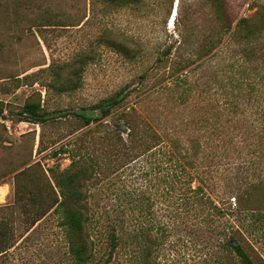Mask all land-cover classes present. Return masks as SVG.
Here are the masks:
<instances>
[{
    "label": "rangeland",
    "instance_id": "1",
    "mask_svg": "<svg viewBox=\"0 0 264 264\" xmlns=\"http://www.w3.org/2000/svg\"><path fill=\"white\" fill-rule=\"evenodd\" d=\"M147 1L143 9L106 15L102 3L93 0H0V226L9 230V242L17 240L38 210L36 195L42 204L49 201L42 170L53 180L49 169L57 174L68 168L73 152L80 158L85 152L83 145L95 156L114 150L110 128L130 106L163 136L183 143L199 137L197 162L207 192L228 213L253 261L264 264V33L247 44L256 59L243 63L247 80L241 95L233 97L232 111L228 90L214 89L220 80L227 82L222 69L237 48L231 41L216 44L221 22L215 3ZM226 1L246 17L264 3L245 0L240 7L241 0ZM111 32L116 40L141 47L135 60L101 42ZM252 62L259 73H252ZM251 86L259 92L249 94ZM115 93L124 100L104 120L106 127L94 128L99 121L93 122L87 133L90 127H81L78 114L98 117L93 104ZM26 102L40 103V122L20 120ZM102 138L107 147L96 143ZM62 144L67 150L52 155ZM23 168L15 201L14 175ZM104 204L110 205L101 197ZM57 229L55 215L48 213L7 264H27L35 254L43 264L59 258L70 264L52 247L62 245ZM99 242L108 250L104 240Z\"/></svg>",
    "mask_w": 264,
    "mask_h": 264
},
{
    "label": "trees",
    "instance_id": "2",
    "mask_svg": "<svg viewBox=\"0 0 264 264\" xmlns=\"http://www.w3.org/2000/svg\"><path fill=\"white\" fill-rule=\"evenodd\" d=\"M94 1L102 3L106 15L123 8L140 10L148 2ZM153 1L160 4V0ZM211 1L219 9L218 19L221 22L216 44L224 40L231 41L237 48L228 56L227 67L222 69L227 82L220 80L214 89L215 92L218 89L228 90V94H225L232 97L229 99L232 109L236 106L233 97L241 95L247 80L243 63L256 59L255 52L249 51L247 44L264 33V3H259L256 11L246 17L239 16V11L233 12L226 0ZM244 2L241 0L239 6ZM116 37L111 32L103 35L101 42L126 59L135 60L141 47H130L116 40ZM251 66H254L252 73L255 74L257 65L252 62ZM248 78H251V74ZM256 88L249 87V94L259 92ZM123 100V96L115 93L93 104V108L99 109V116L92 117L81 112L78 114L81 127H90L97 121L94 128L106 127L104 120ZM130 109L132 113L128 111ZM40 110L39 102H26L22 106L20 120L40 122ZM123 126L127 127V131L122 130ZM91 130L92 127L87 133ZM110 130L115 139L114 150L107 153L103 151L100 152L103 155L95 156L83 145L85 152L81 150V158L79 152H73V160L68 168L57 174L52 168L49 169L53 180L42 170L49 201L42 204L41 196L36 195L38 210L33 217L28 218V227L17 240L9 242V230L0 226V264H7L10 256L14 257V249L25 246L24 242L30 239L32 232L48 213L55 215L57 239L62 243L58 242L52 247L61 249L70 264H89L93 260L101 261L99 264H109L112 260L113 264H256L239 241V231L234 230L228 213L205 188L197 162L201 147L199 137L183 143L173 136H163L130 106L122 108L117 114ZM123 132L126 133V139L123 138ZM96 143L109 145L103 138ZM64 146L62 144L54 149L52 155L66 151ZM25 169L14 175L15 201L19 199L18 176ZM101 197L110 205L100 206ZM251 216L255 221L259 215L255 213ZM101 239L108 250L99 246ZM62 262L59 258L52 264ZM41 263L46 262L38 254L27 262Z\"/></svg>",
    "mask_w": 264,
    "mask_h": 264
},
{
    "label": "bare ground",
    "instance_id": "3",
    "mask_svg": "<svg viewBox=\"0 0 264 264\" xmlns=\"http://www.w3.org/2000/svg\"><path fill=\"white\" fill-rule=\"evenodd\" d=\"M175 8H176V6H175ZM175 15H176V9H175V12L172 13V16L169 19V25H172L174 23Z\"/></svg>",
    "mask_w": 264,
    "mask_h": 264
}]
</instances>
